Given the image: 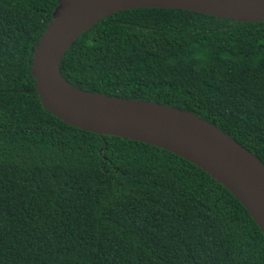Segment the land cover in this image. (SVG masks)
<instances>
[{
	"label": "trees",
	"instance_id": "trees-1",
	"mask_svg": "<svg viewBox=\"0 0 264 264\" xmlns=\"http://www.w3.org/2000/svg\"><path fill=\"white\" fill-rule=\"evenodd\" d=\"M56 0H0V264H264V235L206 172L46 111L31 69ZM87 92L191 112L264 165V22L113 14L64 55Z\"/></svg>",
	"mask_w": 264,
	"mask_h": 264
},
{
	"label": "water",
	"instance_id": "water-1",
	"mask_svg": "<svg viewBox=\"0 0 264 264\" xmlns=\"http://www.w3.org/2000/svg\"><path fill=\"white\" fill-rule=\"evenodd\" d=\"M33 54L31 74L43 108L82 131L163 149L227 189L264 235V165L197 115L156 102L83 91L60 71L72 43L101 20L127 10L177 9L236 22H264V0H56Z\"/></svg>",
	"mask_w": 264,
	"mask_h": 264
}]
</instances>
